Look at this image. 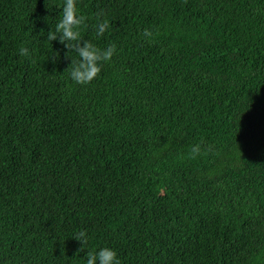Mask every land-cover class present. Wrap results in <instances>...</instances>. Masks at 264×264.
Wrapping results in <instances>:
<instances>
[{
	"label": "trees",
	"instance_id": "obj_1",
	"mask_svg": "<svg viewBox=\"0 0 264 264\" xmlns=\"http://www.w3.org/2000/svg\"><path fill=\"white\" fill-rule=\"evenodd\" d=\"M63 3L0 0V264H264V0H78L86 84Z\"/></svg>",
	"mask_w": 264,
	"mask_h": 264
},
{
	"label": "clouds",
	"instance_id": "obj_2",
	"mask_svg": "<svg viewBox=\"0 0 264 264\" xmlns=\"http://www.w3.org/2000/svg\"><path fill=\"white\" fill-rule=\"evenodd\" d=\"M96 20L97 22L93 25L95 37H103L110 29L111 22L107 18V15L103 13H98ZM87 21V15L78 7V0H64L55 30L52 28L47 32V40H58L59 43L69 50L67 52L68 57L71 51H75L78 54V59L69 57L71 64L65 72L70 73L72 80L80 84L90 83L96 79L102 72V63L111 61L117 51L115 44L102 48L97 43H94L93 40L84 39L83 31L87 27ZM152 35L150 29H144V36L146 38H151ZM20 53L22 55H30V49L28 47H21ZM59 56V51H56L55 57ZM200 151V145H195L190 154L195 157ZM73 238L81 242L84 247L88 240V233L80 231ZM81 249L78 250V253ZM85 264H121V260L115 248L104 246L88 251Z\"/></svg>",
	"mask_w": 264,
	"mask_h": 264
}]
</instances>
